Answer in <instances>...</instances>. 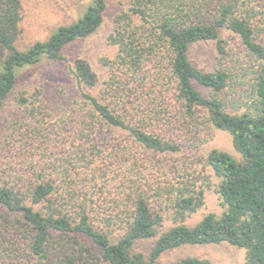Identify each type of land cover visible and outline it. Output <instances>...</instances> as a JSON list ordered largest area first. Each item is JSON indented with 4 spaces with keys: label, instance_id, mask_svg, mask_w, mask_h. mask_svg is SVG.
I'll list each match as a JSON object with an SVG mask.
<instances>
[{
    "label": "trees",
    "instance_id": "trees-1",
    "mask_svg": "<svg viewBox=\"0 0 264 264\" xmlns=\"http://www.w3.org/2000/svg\"><path fill=\"white\" fill-rule=\"evenodd\" d=\"M107 5L90 0L20 49L21 2L0 0V109L12 99L22 111L0 128V264H161L180 246L220 243L243 249V264H264V0H127L94 94L97 74L65 50L97 31ZM206 41L217 52L210 71L189 57ZM42 60L65 62L79 90L55 118L41 86L17 90L21 70ZM215 130L237 157L212 148L195 159ZM207 169L221 212L188 225Z\"/></svg>",
    "mask_w": 264,
    "mask_h": 264
},
{
    "label": "rangeland",
    "instance_id": "rangeland-1",
    "mask_svg": "<svg viewBox=\"0 0 264 264\" xmlns=\"http://www.w3.org/2000/svg\"><path fill=\"white\" fill-rule=\"evenodd\" d=\"M20 2V33L16 45L24 49L35 41L46 39L59 25L75 21L82 15L90 0H20ZM126 6L127 0H108L104 21L97 31L68 46L65 50L68 62L76 58H84L97 74L98 84L90 89V92L94 94L97 93L108 74L107 67L102 65L99 59L101 57L112 58L116 53V47L107 41L108 35L113 30V19ZM221 37L227 39L229 44H233V39L228 32L222 31ZM215 49L213 41L196 43L189 49L190 60L203 71L213 70L217 60ZM36 86L42 87L43 104L52 118L57 117L60 110L79 98L76 82L65 62L52 63L42 60L35 66L21 70L17 90L30 91ZM20 118H22L21 109L12 99L7 100L4 107L0 109V128ZM212 148L226 151L237 157L229 134L221 130H215L212 138L193 155L197 157L195 159L203 158ZM205 172L209 175L210 187L205 190L202 208L186 220L188 225L197 222L204 213L219 214L222 209L217 194L211 188L217 179L210 170L207 169ZM169 225L168 222L165 223V227ZM149 246L150 242H143L139 249L145 251ZM187 256L208 259L211 264H243L244 250L228 243L180 246L163 254L160 263L173 264L178 259Z\"/></svg>",
    "mask_w": 264,
    "mask_h": 264
}]
</instances>
